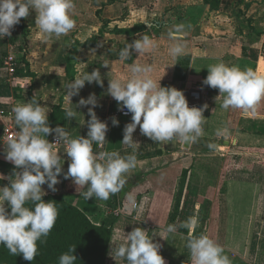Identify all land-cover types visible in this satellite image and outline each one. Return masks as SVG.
Here are the masks:
<instances>
[{"label": "crops", "instance_id": "obj_1", "mask_svg": "<svg viewBox=\"0 0 264 264\" xmlns=\"http://www.w3.org/2000/svg\"><path fill=\"white\" fill-rule=\"evenodd\" d=\"M179 1L73 0L75 7L72 18L75 20V27L67 35L60 37H46L41 33L35 25V12H30L27 18H23L28 29V47L24 46L26 51L21 52V56L29 63V69L35 77L21 78V88L29 84L31 94L41 106L49 109L47 116L61 97L62 108L67 111L69 108L75 110L81 98L86 99L94 93L98 104L94 111L101 122L107 123L108 131L106 142L94 143L93 151H118L121 156H136L137 165L124 175V185L131 183L139 175L141 177L129 187L121 205L116 207L114 214L117 218L111 227L105 264H126L125 260L111 255V246L115 248L122 243L124 234L135 227L145 229L149 237L161 245L159 254L164 258L165 264H190L189 251L185 246L188 230L183 228L187 235L164 232L181 173L186 169L189 174L183 193L180 224L197 215L201 202L207 203L210 207L208 231L212 225L217 228L218 238L215 242L224 249L225 255L229 254L231 264H264L263 170L253 161L248 163V160L258 158L255 154H229L231 146L257 148L262 144L260 141L264 140V99L247 111L223 109L221 102L216 101L219 90L203 84L208 75L207 67L219 62L228 66H239L242 70L252 69L257 74L264 75L262 43L257 46L262 35L259 37L255 32H239L233 37L229 34L215 38L218 32L221 33V28L216 25L217 17L214 15L225 9L230 0H220L217 12L211 11L209 5L202 0ZM103 23L107 24V32L95 47L78 48L71 74L74 79L82 72L90 74L99 69L103 87L95 82L86 83L79 95L71 98V102L65 101L64 85L71 81L65 72V57L74 42H84L97 33ZM136 24L152 25L150 29L146 25L147 31L140 34L149 35L155 47L140 56L133 52L128 61H120L115 53L118 46L132 43L140 34L114 35L112 29H126ZM179 24L186 26L184 52L179 57H173L169 49L174 42L168 39V31ZM109 27L111 28L108 29ZM200 39L203 40L202 43ZM11 47L8 41L0 38V86L7 75L4 61L7 58L6 51ZM185 56L189 57L187 71L184 79L177 81L174 79L177 59ZM133 62L151 65L154 69L152 77L157 81L162 77L161 86H171L183 91L186 99L191 91L203 92L207 107L203 110L202 134L189 150H184L178 139L153 142L140 133L139 127L133 133L134 141L139 143L135 152L122 144L123 129L131 122V116H115L119 105L107 93L108 80L118 77L126 81L130 76L128 65ZM104 63L108 64L107 68L102 66ZM7 106L0 98V111ZM76 111L78 114L72 120L67 119L66 128L73 138L79 135L87 138V122L90 119L88 108L76 107ZM6 116L1 113L0 119ZM113 117L119 121L118 126L112 124ZM1 129L2 121L0 133ZM218 130H222L221 135H217ZM210 143L217 146L215 150L208 148ZM54 150L61 156V163L64 161L63 173H67L70 159L64 153V148ZM4 153L5 146L0 138V175L8 177L7 165L13 168L14 165L5 159ZM228 157L239 159L241 166L235 169L227 167ZM63 173L58 177L60 182L55 186V192L48 189L47 184L42 186L46 195L62 193ZM67 180L73 182L71 178ZM7 184V179L0 180V187ZM66 199L69 201L70 198ZM75 200H81L82 206L70 203L80 208L90 219H95L98 224L102 223L94 218V214L97 208L104 206L108 210L109 199H97L98 202H95L94 198L86 201L82 197ZM220 201L221 204L218 203Z\"/></svg>", "mask_w": 264, "mask_h": 264}, {"label": "clouds", "instance_id": "obj_2", "mask_svg": "<svg viewBox=\"0 0 264 264\" xmlns=\"http://www.w3.org/2000/svg\"><path fill=\"white\" fill-rule=\"evenodd\" d=\"M73 0H0V38L10 37L12 29L35 12V25L46 37L67 35L74 27L72 10ZM150 29L151 24H146ZM184 24L174 25L168 31V39L173 41L169 51L173 57L184 52L183 40L186 35ZM155 47L154 41L147 34H140L138 39L126 44L118 53L119 60L128 61L133 52L138 56ZM108 67L107 63L102 65ZM130 76L126 81L118 77L108 80L107 93L118 102V110L131 114V122L123 129L122 144L136 150L139 145L134 141L133 133L139 127L140 133L153 142H165L178 139L188 146L195 143L202 134L203 110L188 105L181 90L175 87L161 86L160 81L152 77L151 65L131 63L128 65ZM208 75L204 85L219 90L216 101L223 109H241L247 111L264 99V75L252 69L242 70L239 66H228L219 62L207 67ZM95 82L103 87V78L99 69L90 74L82 72L64 85L65 101L77 96L86 83ZM72 104V103H71ZM90 106V107H89ZM98 106L95 94L81 98L75 110L69 108L65 117L72 120L78 112L76 107H87L90 119L87 122V138L79 135L73 138L65 127L48 126L49 109L33 98L29 102L18 103L12 108L17 132H12L5 145V159L14 165L11 176L0 175V180L7 179L8 184L0 187V245L12 256H22L32 262L38 254V242H43L53 229L58 217L56 203L45 202L46 193L42 186L55 192L63 173L61 156L54 150L60 145L70 159L64 179L71 178L77 188H84L80 193L84 200H108L111 194L120 191L126 183L124 175L137 165L135 154L121 156L118 151H93V144H104L108 125L101 122L94 109ZM207 105L204 106L206 108ZM112 124L119 121L113 117ZM54 133L55 142L46 138ZM222 130L217 131L221 135ZM216 145L208 144L210 150ZM30 205V206H29ZM199 224L193 215L181 223L187 229L186 248L189 251L190 264H231L224 249L208 234L195 235ZM175 223L168 224L164 232L174 234ZM161 245L150 238L148 232L135 227L124 234L123 242L113 248L111 255L123 259L126 264H165L159 254ZM76 245H70L67 251L58 257V264H76L74 255Z\"/></svg>", "mask_w": 264, "mask_h": 264}, {"label": "trees", "instance_id": "obj_3", "mask_svg": "<svg viewBox=\"0 0 264 264\" xmlns=\"http://www.w3.org/2000/svg\"><path fill=\"white\" fill-rule=\"evenodd\" d=\"M205 4L209 5L211 11L217 12L220 0H202ZM107 24L103 23L102 27L97 33L92 34L84 42H74L65 57V72L69 80L73 79V62L76 60L78 48L95 47L98 40L106 33ZM156 27V26H155ZM158 28V27H156ZM159 31L161 28L158 29ZM147 31L145 24H136L130 28L120 29L113 28L114 35L134 36ZM28 30L23 18L17 24V29L13 31L12 36L9 38V43L17 45L18 50L25 52L26 37ZM25 46V47H24ZM125 45H119L116 54ZM189 57L185 56L182 59H177L175 68L174 79L182 81L187 71ZM23 67H17L14 75L18 78H34L35 74L31 73L29 63L24 57L21 59ZM2 66V63H0ZM29 101L35 98L31 92L27 94ZM65 110L62 108V97L59 103L52 108L48 116V126L55 129L57 126L65 127L67 119L65 117ZM230 154H257L259 157H264V148H242L233 147L229 149ZM9 168V176L12 175L14 168L7 165ZM189 170H183L179 180L178 190L175 194L172 210L169 214L168 224L175 223L177 225L178 233L187 235V231L181 228L180 219L182 217L183 193L187 182ZM141 176H137L131 183L122 187L120 191L110 195L108 200V208L110 213L103 219L102 223L91 220L80 208L72 205L66 198L80 199V193L84 188H77L73 182L67 179L62 180V193L60 194H47L43 197L45 202H55L58 209V217L55 225L47 238L43 242H38V254L32 262L25 261L22 256H12L8 250L0 245V264H58V257L67 251L70 245H76L74 255L77 258L76 264H105L107 247L110 240L111 227L115 222L117 216L114 214L116 207L121 205L124 196L127 194L129 187L138 181ZM30 206V205H29ZM176 264V263H172Z\"/></svg>", "mask_w": 264, "mask_h": 264}, {"label": "rangeland", "instance_id": "obj_4", "mask_svg": "<svg viewBox=\"0 0 264 264\" xmlns=\"http://www.w3.org/2000/svg\"><path fill=\"white\" fill-rule=\"evenodd\" d=\"M174 3L178 0H173ZM182 0L179 1L181 3ZM173 3V2H172ZM229 5H226L225 9H221L219 13L215 14L214 17H217L216 25H218L221 28V33H217L215 38H221L223 35L231 37L236 36L239 32L246 33V34H252V33H258V36L260 37L259 43L257 46H260V43H262V49L264 52V0H230ZM248 5V7L246 6ZM98 16V15H97ZM215 17V18H216ZM104 22V20H103ZM109 27L108 29H110ZM223 28V29H222ZM17 29V25H15V30ZM28 30V29H27ZM211 33V32H210ZM209 33V35H210ZM207 35V34H206ZM254 35V34H253ZM28 36V35H27ZM255 36V35H254ZM210 37V36H209ZM257 37V36H255ZM10 37H5L4 39L8 41L9 43ZM254 39V38H252ZM263 39V42H261ZM201 40V39H200ZM203 40H201L200 43H202ZM216 42V41H215ZM254 42L257 43V40L254 39ZM199 43V45H200ZM10 44V43H9ZM26 46L28 47V39L26 40ZM108 44V42H107ZM110 44V43H109ZM11 45V44H10ZM13 49H8L6 51V57H12V66L13 67H23L21 64V51L17 50V45H11ZM107 47V46H106ZM110 47V46H108ZM24 54V53H23ZM22 54V55H23ZM5 57V58H6ZM6 61V60H5ZM5 65V64H4ZM5 68L7 70V66L5 65ZM18 78V77H17ZM23 86L21 82V78L12 80V77H10L8 70L6 78H3L2 85L0 86V98L3 99L5 103H7V107L4 108L2 111H0V114L4 113L7 115L8 113L12 112V108L17 105L18 103L27 102V94L31 92V87L29 84H25V88H21ZM7 98H10L9 100ZM13 114V113H12ZM230 140V139H228ZM2 142V140H1ZM262 144L258 146L257 148H264V140L260 141ZM4 144V142H2ZM221 143V142H220ZM5 146V145H4ZM227 146V145H226ZM204 148L205 147H201ZM207 149V148H206ZM230 154V153H229ZM257 155V154H255ZM254 155V156H255ZM258 156V155H257ZM229 163L226 164L229 168H239L241 165L239 164V159H232L228 157ZM232 159V160H231ZM257 164V166L260 168V170H263L264 174V157H259L253 160H248V163ZM259 163V165H258ZM95 202L98 200L94 199ZM69 202H72L75 205L82 206L83 202L81 200H75V199H69ZM221 204V201L218 202ZM209 205L207 203H200V210L197 213V217L199 219V224L197 226V230L195 232V235H199L201 233L208 234L214 241L218 238L217 228L215 226H211V230L208 231L209 227ZM110 213V210L106 209L104 206L103 208H97L96 214H94V218H96L97 221H103V219ZM91 220H95L92 219ZM228 257L229 254H227Z\"/></svg>", "mask_w": 264, "mask_h": 264}, {"label": "built area", "instance_id": "obj_5", "mask_svg": "<svg viewBox=\"0 0 264 264\" xmlns=\"http://www.w3.org/2000/svg\"><path fill=\"white\" fill-rule=\"evenodd\" d=\"M14 30H15V26L12 29L11 36H12V33H13ZM5 60L6 61H4V64L7 66L8 73H9L10 77H12V80L18 79L14 75L16 67H13L11 65L12 64L11 63L12 62V57H8ZM202 94H203V92L201 93L200 91H197V90L196 91H191L189 93V97H188L187 101H188V105H189L190 108L196 107V108L204 109L206 100H205V96L202 95ZM125 113H126V110L124 112H121V111L118 110L116 112L115 116L123 117V118H129L131 116V114H125ZM0 121H2V129H1V133H0V138H1L2 142H4V144L6 145L7 144V140L11 136V133L12 132H17V131H19V129L16 128L12 112L8 113L5 118H1ZM54 136H55V134L52 133V134L48 135L46 138L49 140L50 143H52V142H55ZM60 147H62V146L57 145V146H55L54 149H57V148H60Z\"/></svg>", "mask_w": 264, "mask_h": 264}, {"label": "water", "instance_id": "obj_6", "mask_svg": "<svg viewBox=\"0 0 264 264\" xmlns=\"http://www.w3.org/2000/svg\"><path fill=\"white\" fill-rule=\"evenodd\" d=\"M227 144V143H226ZM182 148L184 149V150H189L190 148H191V145L190 146H188L187 144L184 146V145H182ZM57 194H60V193H57Z\"/></svg>", "mask_w": 264, "mask_h": 264}]
</instances>
